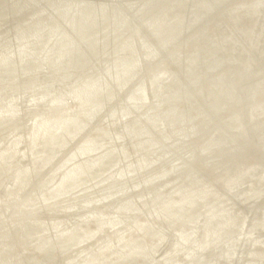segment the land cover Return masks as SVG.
Masks as SVG:
<instances>
[{
  "label": "rangeland",
  "instance_id": "obj_1",
  "mask_svg": "<svg viewBox=\"0 0 264 264\" xmlns=\"http://www.w3.org/2000/svg\"><path fill=\"white\" fill-rule=\"evenodd\" d=\"M263 14L264 0H0V264H264ZM245 67L256 91L209 92Z\"/></svg>",
  "mask_w": 264,
  "mask_h": 264
},
{
  "label": "bare ground",
  "instance_id": "obj_2",
  "mask_svg": "<svg viewBox=\"0 0 264 264\" xmlns=\"http://www.w3.org/2000/svg\"><path fill=\"white\" fill-rule=\"evenodd\" d=\"M48 1V0H47ZM77 1V0H76ZM82 1V0H81ZM90 1V0H89ZM119 1V0H118ZM140 1V0H139ZM187 1V0H186ZM201 1V0H200ZM221 1V0H220ZM49 2H51V1H49ZM6 3V2H5ZM36 3V2H35ZM62 3V2H61ZM80 3V2H79ZM83 3V2H82ZM138 3V2H137ZM170 3V2H169ZM181 3H182V1H181ZM226 3V2H225ZM231 3V2H230ZM258 3V2H257ZM21 4V3H20ZM29 4V3H28ZM41 4V3H40ZM43 4V3H42ZM71 4V3H70ZM91 4V3H90ZM89 4V5H90ZM222 4V3H221ZM238 4V3H237ZM240 4V3H239ZM78 5V4H77ZM123 5V4H122ZM133 5H135V4H133ZM138 5V4H137ZM200 5V4H199ZM224 5V4H223ZM20 6V5H19ZM25 6H26V4H25ZM28 6V5H27ZM115 6V5H114ZM139 6V5H138ZM162 6V5H161ZM247 6V5H246ZM42 7V6H41ZM101 7V6H100ZM166 7V6H165ZM172 7V6H171ZM28 8V7H27ZM43 8V7H42ZM44 8H45V6H44ZM52 8V7H51ZM87 8V7H86ZM34 9V8H33ZM39 9V8H38ZM82 9V8H81ZM90 9V8H89ZM127 9V8H126ZM125 9V10H126ZM196 9V8H195ZM246 9V8H245ZM57 10V9H56ZM97 10H99V9H97ZM101 10V9H100ZM124 10V11H125ZM154 10V9H153ZM215 10V9H214ZM224 10V9H223ZM235 10V9H234ZM249 10V9H248ZM31 11V10H30ZM71 11V10H70ZM119 11V10H118ZM169 11V10H168ZM190 11V10H189ZM212 11V10H211ZM50 12V11H49ZM81 12V11H80ZM90 12V11H89ZM150 12V11H149ZM38 13V12H37ZM57 13V12H56ZM60 13V12H59ZM122 13V12H121ZM129 13V12H128ZM169 13V12H168ZM181 13V12H180ZM27 14V13H26ZM49 14V13H48ZM68 14V13H67ZM142 14H143V12H142ZM178 14V13H177ZM225 14V13H224ZM63 15V14H62ZM66 15V14H65ZM76 15V14H75ZM84 15V14H83ZM87 15V14H86ZM102 15V14H101ZM118 15V14H117ZM123 15V14H122ZM264 15V14H263ZM32 16V15H31ZM108 16V15H107ZM135 15H133V17H134ZM255 16V15H254ZM27 17V16H26ZM45 17V16H44ZM63 17V16H62ZM71 17V16H70ZM79 17V16H78ZM101 17V16H100ZM104 17V16H103ZM136 17H137V15H136ZM150 17V16H149ZM155 17V16H154ZM168 17V16H167ZM174 17V16H173ZM42 18V17H41ZM124 18V17H123ZM131 18V17H130ZM171 18V17H170ZM178 18V17H177ZM233 18V17H232ZM44 19V18H43ZM49 19V18H48ZM113 19V18H112ZM119 19V18H118ZM121 19V18H120ZM175 19V18H174ZM23 20V19H22ZM85 20V19H84ZM98 20H99V18H98ZM127 20H129V18L127 19ZM141 20V19H140ZM148 20V19H147ZM239 20H240V18H239ZM45 21V20H44ZM55 21V20H54ZM96 21V20H95ZM122 21V20H121ZM139 21V20H138ZM142 21V20H141ZM140 21V22H141ZM144 21V20H143ZM177 21V20H176ZM190 21V20H189ZM243 21V20H242ZM262 21V20H261ZM56 22V21H55ZM70 22V21H69ZM79 22V21H78ZM87 22V21H86ZM89 22V21H88ZM92 22V21H91ZM90 22V23H91ZM104 22V21H103ZM117 22H118V20H117ZM129 22V21H128ZM134 22V21H133ZM169 22V21H168ZM178 22V21H177ZM251 22V21H250ZM32 23H33V21H32ZM126 23V22H125ZM149 23V22H148ZM220 23V22H219ZM236 23V22H235ZM248 23V22H247ZM246 23V24H247ZM263 23V22H262ZM24 24V23H23ZM41 24V23H40ZM60 24H61V22H60ZM75 24V23H74ZM106 24V23H105ZM138 24V23H137ZM166 24V23H165ZM177 24V23H176ZM184 24V23H183ZM251 24V23H250ZM17 25V24H16ZM32 25V24H31ZM48 25V24H47ZM129 25V24H128ZM221 25V24H220ZM44 26V25H43ZM42 26V27H43ZM73 26V25H72ZM76 26V25H75ZM102 26V25H101ZM176 26V25H175ZM182 26V25H181ZM211 26V25H210ZM255 26V25H254ZM28 27V26H27ZM69 27V26H68ZM91 27V26H90ZM103 27V26H102ZM133 27V26H132ZM214 27V26H213ZM243 27V26H242ZM29 28V27H28ZM105 28V27H104ZM147 28V27H146ZM18 29V28H17ZM54 29V28H53ZM95 29V28H94ZM115 29V28H114ZM130 29H132V28H130ZM163 29V28H162ZM168 29V28H167ZM179 29V28H178ZM202 29V28H201ZM200 29V30H201ZM224 29V28H223ZM251 29V28H250ZM52 30V29H51ZM207 30V29H206ZM237 30V29H236ZM10 31V30H9ZM33 31V30H32ZM66 31V30H65ZM74 31V30H73ZM97 31V30H96ZM111 31V30H110ZM109 31V32H110ZM176 31V30H175ZM189 31V30H188ZM248 31V30H247ZM257 31V30H256ZM6 32V31H5ZM45 32V31H44ZM55 32V31H54ZM106 32V31H105ZM118 32V31H117ZM116 32V33H117ZM119 32H120V30H119ZM136 32V31H135ZM144 32V31H143ZM195 32V31H194ZM224 32V31H223ZM1 33V32H0ZM23 33V32H22ZM28 33V32H27ZM35 33V32H34ZM63 33V32H62ZM87 33V32H86ZM124 33H125V31H124ZM130 33H132V32H130ZM137 33V32H136ZM210 33V32H209ZM251 34H252V32H250ZM4 34V33H3ZM15 34V33H14ZM13 34V35H14ZM37 34V33H36ZM50 34V33H49ZM70 34V33H69ZM106 34V33H105ZM111 34V33H110ZM109 34V35H110ZM118 34V33H117ZM143 34V33H142ZM156 34V33H155ZM174 34V33H173ZM43 35V34H42ZM59 35V34H58ZM73 35V34H72ZM90 35V34H89ZM104 35V34H103ZM135 35V34H134ZM159 35V34H158ZM1 36V35H0ZM21 36V35H20ZM113 36V35H112ZM116 36V35H115ZM136 36V35H135ZM149 36V35H148ZM160 36V35H159ZM204 36V35H203ZM16 37V36H15ZM76 37V36H75ZM131 37V36H130ZM152 37V36H151ZM155 37V36H154ZM178 37V36H177ZM223 37V36H222ZM106 38V37H105ZM159 38V37H158ZM221 38V37H220ZM228 38V37H227ZM237 38V37H236ZM18 39V38H17ZM27 39V38H26ZM31 39V38H30ZM75 39V38H74ZM93 39V38H92ZM111 39V38H110ZM109 39V40H110ZM140 39V38H139ZM160 39V38H159ZM212 39V38H211ZM259 39V38H258ZM3 40V39H2ZM20 40V39H19ZM32 40V39H31ZM54 40V39H53ZM88 40V39H87ZM168 40H169V38H168ZM203 40V39H202ZM255 40V39H254ZM12 41V40H11ZM29 41V40H28ZM36 41V40H35ZM39 41V40H38ZM121 41V40H120ZM198 41V40H197ZM229 41V40H228ZM245 41V40H244ZM247 41V40H246ZM58 42V41H57ZM79 42V41H78ZM82 42V41H81ZM95 42V41H94ZM135 42V41H134ZM137 42V41H136ZM139 42V41H138ZM144 42V41H143ZM206 42V41H205ZM80 43V42H79ZM78 43V44H79ZM101 43V42H100ZM119 43V42H118ZM149 43V42H148ZM158 43V42H157ZM169 43V42H168ZM219 43V42H218ZM222 43V42H221ZM26 44H27V42H26ZM75 44V43H74ZM77 44V45H78ZM91 44V43H90ZM142 44V43H141ZM145 44V43H144ZM243 44V43H242ZM12 45V44H11ZM123 45V44H122ZM153 45V44H152ZM167 45V44H166ZM55 46V45H54ZM88 46V45H87ZM107 46V45H106ZM120 46V45H119ZM214 46V45H213ZM243 46V45H242ZM19 47V46H18ZM25 47V46H24ZM41 47V46H40ZM89 47V46H88ZM190 47V46H189ZM192 47V46H191ZM199 47V46H198ZM216 47V46H215ZM231 47V46H230ZM238 47V46H237ZM14 48V47H13ZM70 48V47H69ZM80 48V47H79ZM78 48V49H79ZM132 48V47H131ZM141 48V47H140ZM254 48V47H253ZM258 48V47H257ZM32 49V48H31ZM107 49V48H106ZM146 49V48H145ZM208 49V48H207ZM230 49V48H229ZM14 50V49H13ZM36 50V49H35ZM80 50V49H79ZM83 50V49H82ZM95 50V49H94ZM117 50V49H116ZM174 50V49H173ZM224 50V49H223ZM3 51V50H2ZM29 51V50H28ZM31 51V50H30ZM38 51V50H37ZM53 51V50H52ZM126 51H128V50H126ZM135 51V50H134ZM143 51V50H142ZM144 51H146V50H144ZM168 51V50H167ZM59 52V51H58ZM93 52V51H92ZM91 52V53H92ZM132 52V51H131ZM140 52V51H139ZM174 52V51H173ZM179 52V51H178ZM229 52V51H228ZM9 53V52H8ZM50 53V52H49ZM127 53V52H126ZM195 53V52H194ZM219 53V52H218ZM246 53V52H245ZM15 54V53H14ZM22 54H24V52L22 53ZM42 54V53H41ZM40 54V55H41ZM52 54V53H51ZM80 54V53H79ZM111 54V53H110ZM149 54V53H148ZM152 54V53H151ZM175 54V53H174ZM204 54V53H203ZM223 54V53H222ZM243 54V53H242ZM9 55V54H8ZM139 55V54H138ZM178 55H180V54H178ZM224 55V54H223ZM222 55V56H223ZM5 56V55H4ZM30 56V55H29ZM61 56V55H60ZM74 56V55H73ZM90 56H91V54H90ZM89 56V57H90ZM114 56V55H113ZM126 56V55H125ZM128 56V55H127ZM140 56V55H139ZM151 56V55H150ZM177 56V55H176ZM190 56V55H189ZM209 56V55H208ZM220 56V55H219ZM230 56V55H229ZM15 57V56H14ZM33 57V56H32ZM45 57V56H44ZM92 57V56H91ZM94 57V56H93ZM92 57V58H93ZM96 57V56H95ZM195 57V56H194ZM20 58V57H19ZM54 58V57H53ZM119 58V57H118ZM196 58V57H195ZM28 59V58H27ZM33 59V58H32ZM31 59V60H32ZM63 59V58H62ZM135 59V58H134ZM152 59V58H151ZM199 59V58H198ZM52 60V59H51ZM66 60V59H65ZM93 60V59H92ZM99 60V59H98ZM101 60H102V58H101ZM197 60V59H196ZM205 60V59H204ZM239 60V59H238ZM37 61V60H36ZM55 61V60H54ZM59 61V60H58ZM64 61V60H63ZM100 61V60H99ZM108 61V60H107ZM130 61V60H129ZM251 61V60H250ZM28 62V61H27ZM40 62V61H39ZM50 62V61H49ZM81 62H82V60H81ZM153 62V61H152ZM249 62V61H248ZM19 63H21V62H19ZM51 63V62H50ZM88 63V62H87ZM112 63V62H111ZM203 63V62H202ZM253 63V62H252ZM7 64V63H6ZM53 64V63H52ZM97 64V63H96ZM250 64V63H249ZM3 65V64H2ZM10 65V64H9ZM8 65V66H9ZM18 65V64H17ZM35 65V64H34ZM49 65V64H48ZM65 65V64H64ZM92 65V64H91ZM131 65V64H130ZM139 65V64H138ZM149 65V64H148ZM192 65V64H191ZM215 65V64H214ZM28 66V65H27ZM33 66V65H32ZM45 66H46V64H45ZM44 66V67H45ZM62 66V65H61ZM106 66V65H105ZM109 66V65H108ZM182 66V65H181ZM34 67V66H33ZM54 67V66H53ZM73 67V66H72ZM85 67V66H84ZM142 67V66H141ZM4 68V67H3ZM6 68V67H5ZM26 68V67H25ZM30 68V67H29ZM81 68V67H80ZM87 68V67H86ZM97 68V67H96ZM252 68H253V66H252ZM250 69L249 70V68L248 67H245L244 69H242L241 70V72H243V75L240 77V79L239 80H236V81H233V80H231V78H232V76H230V75H225V74H223V75H225L226 76V78H224V79H222L223 80V83H222V81H221V78L220 77H222V76H220V77H217V78H213L212 80H210V82H209V85H210V87H211V89L209 90V92H212V95H215V93L216 92H219V91H217V90H219V89H221V90H225L224 91V98H225V100H226V96L227 95H232V99H234V101L233 102H235L237 99H238V97H240V98H242L241 96H240V94H237V92H238V87L239 86H241V88H242V85H244V82H246V83H250L248 86H246V87H243V88H245V89H248L249 87H250V89H253V90H255L256 91V88H258L255 84L254 85H252L251 83V78H254V71H253V69ZM14 69V68H13ZM72 69V68H71ZM70 69V70H71ZM74 69V68H73ZM111 69V68H110ZM135 69V68H134ZM218 69V68H217ZM18 70V69H17ZM61 70V69H60ZM67 70V69H66ZM77 70V69H76ZM75 70V71H76ZM91 70V69H90ZM109 70V69H108ZM115 70V69H114ZM129 70V69H128ZM69 71V70H68ZM103 71V70H102ZM151 71V70H150ZM14 72V71H13ZM44 72V71H43ZM73 72V71H72ZM83 72V71H82ZM35 73V72H34ZM41 73V72H40ZM77 73V72H76ZM124 73V72H123ZM122 73V74H123ZM6 74V73H5ZM18 74V73H17ZM54 74V73H53ZM83 74V73H82ZM101 74V73H100ZM126 74V73H125ZM47 75V74H46ZM99 75V74H98ZM14 76H15V74H14ZM27 76V75H26ZM42 76V75H41ZM54 76V75H53ZM83 76V75H82ZM141 76V75H140ZM154 76V75H153ZM193 76V75H192ZM251 76V77H250ZM16 77V76H15ZM18 77V76H17ZM30 77V76H29ZM68 77V76H67ZM69 77H71V76H69ZM110 77V76H109ZM60 78V77H59ZM135 78V77H134ZM173 78V77H172ZM16 79V78H15ZM36 79V78H35ZM93 79V78H92ZM102 79V78H101ZM125 79V78H124ZM195 79V78H194ZM24 80H25V78H24ZM77 80V79H76ZM81 80V79H80ZM95 80V79H94ZM147 80V79H146ZM217 80H219V81H217ZM98 81H100V80H98ZM138 81V80H137ZM198 81V80H197ZM253 81V80H252ZM16 82H17V80H16ZM54 82V81H53ZM79 82V81H78ZM135 82V81H134ZM263 82V81H262ZM24 83V82H23ZM52 83V82H51ZM83 83V82H82ZM90 83V82H89ZM97 83V82H96ZM160 83V82H159ZM264 83V82H263ZM262 83V84H263ZM18 84V83H17ZM41 84V83H40ZM46 84V83H45ZM71 84V83H70ZM138 84V83H137ZM241 84V85H240ZM33 85V84H32ZM36 85V84H35ZM44 85V84H43ZM149 85V84H148ZM264 85V84H263ZM262 85V86H263ZM53 86V85H52ZM67 86H68V84H67ZM55 87V86H54ZM73 87V86H72ZM97 87V86H96ZM95 87V88H96ZM182 87V86H181ZM20 88V87H19ZM23 88V87H22ZM42 88H43V86H42ZM115 88V87H114ZM138 88V87H137ZM144 88V87H143ZM263 88V87H262ZM262 88H261V90H262ZM30 89V88H29ZM28 89V90H29ZM72 89V88H71ZM74 89V88H73ZM76 89V88H75ZM134 89H135V87H134ZM195 89V88H194ZM260 89V88H259ZM38 90V89H37ZM148 90V89H147ZM181 90V89H180ZM220 90V91H221ZM65 91V90H64ZM128 91V90H127ZM247 91V90H246ZM36 92V91H35ZM47 92V91H46ZM85 92V91H84ZM99 92V91H98ZM112 92V91H111ZM131 92V91H130ZM143 92V91H142ZM152 92V91H151ZM183 92V91H182ZM264 92V91H263ZM30 93V92H29ZM34 93V92H33ZM37 93V92H36ZM72 93V92H71ZM97 93V92H96ZM104 93V92H103ZM114 93V92H113ZM129 93V92H128ZM176 93V92H175ZM25 94V93H24ZM45 94V93H44ZM80 94V93H79ZM143 94V93H142ZM151 94V93H150ZM187 94V93H186ZM185 94V95H186ZM17 95V94H16ZM50 95V94H49ZM59 95V94H58ZM71 95V94H70ZM139 95V94H138ZM160 95V94H159ZM173 95V94H172ZM188 95V94H187ZM218 95V94H217ZM216 95V96H217ZM263 95V94H262ZM20 96V95H19ZM23 96V95H22ZM26 96V95H25ZM36 96V95H35ZM85 96V95H84ZM87 96V95H86ZM112 96V95H111ZM136 96V95H135ZM250 96V95H249ZM14 97V96H13ZM21 97V96H20ZM42 97V96H41ZM48 97V96H47ZM75 97V96H74ZM114 97V96H113ZM112 97V98H113ZM149 97V96H148ZM230 97V96H229ZM228 97V98H229ZM126 98V97H125ZM182 98V97H181ZM180 98V99H181ZM219 98H223V97H221L220 96V94L218 95V100H219ZM261 98V97H260ZM27 99V98H26ZM53 99V98H52ZM146 99V98H145ZM250 99V98H249ZM51 100V99H50ZM49 100V101H50ZM97 100H98V98H97ZM120 100V99H119ZM135 100V99H134ZM152 100V99H151ZM193 100V99H192ZM216 100V99H215ZM229 101H231V99H228ZM79 101V100H78ZM127 101V100H126ZM132 101H133V99H132ZM188 101V100H187ZM198 101V100H197ZM254 101V100H253ZM38 102V101H37ZM46 102V101H45ZM64 102V101H63ZM92 102V101H91ZM217 102V101H216ZM248 103H250V102H248ZM27 104V103H26ZM34 104V103H33ZM48 104V103H47ZM114 104V103H113ZM171 104V103H170ZM223 104V103H222ZM221 104V105H222ZM13 105V104H12ZM72 105V104H71ZM92 105V104H91ZM100 105V104H99ZM134 105V104H133ZM220 105V106H221ZM226 105V104H225ZM10 106V105H9ZM40 106V105H39ZM49 106V105H48ZM114 106V105H113ZM127 106V105H126ZM218 106V105H217ZM17 107V106H16ZM28 107V106H27ZM71 107V106H70ZM78 107V106H77ZM156 107V106H155ZM154 107V108H155ZM171 107V106H170ZM204 107V106H203ZM257 107V106H256ZM31 108H32V106H31ZM39 108V107H38ZM54 108V107H53ZM63 108V107H62ZM98 108V107H97ZM173 108V107H172ZM225 108V107H224ZM255 108V107H254ZM105 109V108H104ZM118 109V108H117ZM171 109V108H170ZM195 109V108H194ZM200 109V108H199ZM215 109V108H214ZM262 109V108H261ZM55 110V109H54ZM61 110V109H60ZM67 110V109H66ZM103 110V109H102ZM149 110V109H148ZM162 110V109H161ZM223 110V109H222ZM256 110V109H255ZM259 110V109H258ZM263 110V109H262ZM4 111V110H3ZM11 111V110H10ZM30 111H31V109H30ZM42 111V110H41ZM71 111V110H70ZM87 111V110H86ZM99 111V110H98ZM113 111V110H112ZM120 111V110H119ZM151 111V110H150ZM166 111V110H165ZM173 111V110H172ZM237 112H239L240 114L238 115L240 118V122L242 121V113H241V110H236ZM18 112V111H17ZM28 112V111H27ZM48 112V111H47ZM46 112V113H47ZM73 112V111H72ZM115 112V111H114ZM132 112V111H131ZM144 112V111H143ZM142 112V113H143ZM182 112V111H181ZM39 114V113H38ZM48 114V113H47ZM64 114V113H63ZM120 114V113H119ZM153 114V113H152ZM164 114V113H163ZM60 115H61V113H60ZM87 115V114H86ZM96 115V114H95ZM124 115V114H123ZM135 115V114H134ZM156 115V114H155ZM154 115V116H155ZM158 115V114H157ZM217 115H218V113H217ZM1 116V115H0ZM31 116V115H30ZM36 116V115H35ZM48 116V115H47ZM50 116V115H49ZM76 116V115H75ZM101 116V115H100ZM125 116V115H124ZM202 116V115H201ZM209 116V115H208ZM10 117V116H9ZM27 117V116H26ZM85 117V116H84ZM92 117V116H91ZM96 117V116H95ZM129 117V116H128ZM141 117V116H140ZM144 117V116H143ZM4 118V117H3ZM36 118V117H35ZM81 118V117H80ZM97 118V117H96ZM104 118V117H103ZM133 118V117H132ZM135 118V117H134ZM217 118H218V116H217ZM32 119V118H31ZM53 119V118H52ZM82 119V118H81ZM160 119V118H159ZM166 119V118H165ZM174 119V118H173ZM178 119V118H177ZM237 119V118H236ZM2 120V119H1ZM54 120V119H53ZM130 120V119H129ZM155 120H157V119H155ZM191 120V119H190ZM3 121V120H2ZM41 121V120H40ZM86 121V120H85ZM104 121V120H103ZM110 121V120H109ZM114 121V120H113ZM218 121H219V119H218ZM234 121V120H233ZM237 121H239V120H237ZM4 122V121H3ZM65 122V121H64ZM88 122H90V121H88ZM129 122V121H128ZM127 122V123H128ZM181 122V121H180ZM230 122V121H229ZM76 123V122H75ZM92 123H93V120H92ZM116 123V122H115ZM131 123V122H130ZM161 123V122H160ZM232 123V122H231ZM236 123V122H235ZM35 124V123H34ZM57 124V123H56ZM94 124V123H93ZM99 124V123H98ZM144 124V123H143ZM154 124V123H153ZM233 124V123H232ZM29 125H30V123H29ZM101 125V124H100ZM26 126V125H25ZM32 126V125H31ZM37 126V125H36ZM44 126V125H43ZM107 126V125H106ZM118 126H120V125H118ZM129 126V125H128ZM147 126V125H146ZM182 126V125H181ZM38 127V126H37ZM77 127V126H76ZM76 127H74V128H76ZM80 127V126H79ZM87 127V126H86ZM155 127V126H154ZM158 127V126H157ZM61 128V127H60ZM92 128H93V126H92ZM123 128V127H122ZM130 128V127H129ZM147 128V127H146ZM170 128V127H169ZM173 128V127H172ZM229 128V127H228ZM18 129V128H17ZM68 129V128H67ZM70 129H71V127H70ZM79 129V128H78ZM95 130V129H94ZM171 131H172V129H170ZM169 130V131H170ZM236 130H238V129H236ZM19 131V130H18ZM38 131V130H37ZM90 131V130H89ZM187 131V130H186ZM241 131V130H240ZM80 132V131H79ZM97 132V131H96ZM126 132V131H125ZM146 132V131H145ZM151 132V131H150ZM184 132V131H183ZM188 132V131H187ZM59 133V132H58ZM73 133V132H72ZM71 133V134H72ZM107 133H109V132H107ZM128 133H129V131H128ZM140 133V132H139ZM198 133V132H197ZM248 133V132H247ZM52 134V133H51ZM63 134V133H62ZM76 134V133H75ZM99 134V133H98ZM106 134V133H105ZM24 135V134H23ZM95 135V134H94ZM103 135V134H102ZM200 135V134H199ZM7 136V135H6ZM11 136V135H10ZM34 136V135H33ZM116 136H117V134H116ZM145 136V135H144ZM168 136V135H167ZM171 136V135H170ZM175 136V135H174ZM194 136V135H193ZM198 136V135H197ZM49 137V136H48ZM66 137H67V134H66ZM129 137V136H128ZM203 137V136H202ZM22 138V137H21ZM70 138V137H69ZM160 138V137H159ZM170 138V137H169ZM264 138V137H263ZM11 139V138H10ZM72 139V138H71ZM75 139V138H74ZM73 139V140H74ZM99 139V138H98ZM97 139V140H98ZM110 139V138H109ZM141 139V138H140ZM143 139V138H142ZM150 139V138H149ZM157 139V138H156ZM17 140V139H16ZM165 140V139H164ZM203 140V139H202ZM216 140V139H215ZM10 141V140H9ZM187 141V140H186ZM191 141V140H190ZM195 141V140H194ZM206 141H208V139L206 140ZM20 142V141H19ZM29 142V141H28ZM44 142V141H43ZM68 142H69V140H68ZM95 142V141H94ZM105 142V141H104ZM114 142V141H113ZM113 142H112V144H113ZM149 142V141H148ZM241 140H239L237 143H238V145H240L241 144ZM48 143V142H47ZM161 143V142H160ZM163 143V142H162ZM194 143V142H193ZM219 143V142H218ZM25 144V143H24ZM57 144V143H56ZM131 144V143H130ZM190 144V143H189ZM203 144V143H202ZM217 144V143H216ZM1 145H2V143H1ZM10 145V144H9ZM69 145V144H68ZM92 145V144H91ZM128 145V144H127ZM141 145V144H140ZM3 146V145H2ZM101 146V145H100ZM108 146V145H107ZM110 146V145H109ZM167 146V145H166ZM175 146V145H174ZM187 146V145H186ZM212 146H213V144H212ZM235 146V145H234ZM42 147V146H41ZM69 147V146H68ZM106 147V146H105ZM163 147V146H162ZM196 147V146H195ZM200 147V146H199ZM239 147V146H238ZM23 148V147H22ZM116 148H117V146H116ZM129 148V147H128ZM168 148H169V146H168ZM185 148H187V147H185ZM204 148V147H203ZM223 148V147H222ZM124 149V148H123ZM126 149V148H125ZM157 149V148H156ZM208 149V148H207ZM20 150V149H19ZM18 150V151H19ZM31 150V149H30ZM84 150V149H83ZM94 150V149H93ZM130 150V149H129ZM140 150V149H139ZM162 150V149H161ZM167 150V149H166ZM180 150V149H179ZM183 150V149H182ZM215 150V149H214ZM213 150V151H214ZM231 150V149H230ZM244 150V149H243ZM48 151V150H47ZM78 151V150H77ZM137 151V150H136ZM136 151H134V152H136ZM145 151V150H144ZM157 151V150H156ZM218 151V150H217ZM236 151V150H235ZM16 152V151H15ZM41 152V151H40ZM112 152V151H111ZM166 152V151H165ZM168 152V151H167ZM207 152V151H206ZM230 152V151H229ZM237 152V151H236ZM240 152V151H239ZM30 153V152H29ZM31 153H33V152H31ZM106 153H108V152H106ZM124 153V152H123ZM122 153V154H123ZM175 153V152H174ZM173 153V154H174ZM191 153V152H190ZM213 153V152H212ZM15 154V153H14ZM152 154V153H151ZM160 154V153H159ZM172 154V153H171ZM187 154V153H186ZM193 154V153H192ZM195 154V153H194ZM231 154H232V152H231ZM237 154V153H236ZM8 155V154H7ZM41 155V154H40ZM45 155V154H44ZM85 155V154H84ZM111 155V154H110ZM149 155V154H148ZM165 155V154H164ZM235 155V154H234ZM238 155V154H237ZM242 155V154H241ZM18 156V155H17ZM25 156V155H24ZM28 156V155H27ZM31 156H32V154H31ZM101 156V155H100ZM104 156V155H103ZM102 156V157H103ZM123 156V155H122ZM129 156H130V153H129ZM139 156V155H138ZM146 156V155H145ZM162 156V155H161ZM213 156H214V154H213ZM212 156V157H213ZM224 156V155H223ZM222 156V157H223ZM239 156V155H238ZM250 156V155H249ZM96 157V156H95ZM113 157H115V156H113ZM150 157V156H149ZM166 157H167V155H166ZM193 157V156H192ZM208 157V156H207ZM252 157V156H251ZM221 157H219V159H220ZM9 159V158H8ZM17 159H18V157H17ZM48 159V158H47ZM137 159V158H136ZM140 159V158H139ZM204 159V158H203ZM208 159V158H207ZM210 159V158H209ZM212 159V158H211ZM218 159V160H219ZM230 159V158H229ZM23 160V159H22ZM34 160V159H33ZM98 160V159H97ZM96 160V161H97ZM112 160V159H111ZM154 160V159H153ZM161 160V159H160ZM217 160V161H218ZM238 160V159H237ZM248 160V159H247ZM14 161V160H13ZM21 161V160H20ZM41 161V160H40ZM60 161V160H59ZM73 161V160H72ZM85 161V160H84ZM99 161V160H98ZM110 161V160H109ZM119 161H121V160H119ZM135 161V160H134ZM143 161V160H142ZM205 161V160H204ZM213 161V160H212ZM239 161V160H238ZM253 161V160H252ZM27 162V161H26ZM31 162V161H30ZM65 162V161H64ZM126 162V161H125ZM184 162V161H183ZM202 162V161H201ZM213 162H215V161H213ZM256 162V161H255ZM15 163V162H14ZM118 163V162H117ZM122 163V162H121ZM136 163V162H135ZM135 163H134V165H135ZM161 163V162H160ZM176 163V162H175ZM205 163V162H204ZM220 163V162H219ZM223 163V162H222ZM249 163H250V161H249ZM20 164V163H19ZM65 164V163H64ZM83 164H85V163H83ZM91 164V163H90ZM101 164V163H100ZM128 164H129V162H128ZM137 164V163H136ZM158 164V163H157ZM210 164V163H209ZM230 164V163H229ZM240 164V163H239ZM12 165V164H11ZM37 165V164H36ZM112 165V164H111ZM115 165V164H114ZM122 165H124V164H122ZM127 165V164H126ZM125 165V166H126ZM133 165V166H134ZM147 165V164H146ZM152 165V164H151ZM191 165H193V164H191ZM248 165V164H247ZM94 166V165H93ZM124 166V167H125ZM129 166V165H128ZM127 166V167H128ZM202 166V165H201ZM207 166V165H206ZM205 166V167H206ZM209 166H211V165H209ZM240 166V165H239ZM92 167V166H91ZM96 167V166H95ZM117 167V166H116ZM214 167V166H213ZM216 167V166H215ZM220 167V166H219ZM231 167V166H230ZM52 168V167H51ZM86 168V167H85ZM84 168V169H85ZM105 168V167H104ZM118 168V167H117ZM145 168V167H144ZM173 168V167H172ZM192 168V167H191ZM208 168V167H207ZM241 168H242V166H241ZM261 168V167H260ZM16 169V168H15ZM22 169V168H21ZM143 169V168H142ZM212 169V168H211ZM225 170H226V168H224ZM240 169V168H239ZM243 169V168H242ZM59 170V169H58ZM87 170V169H86ZM140 170V169H139ZM148 170V169H147ZM146 170V171H147ZM184 170V169H183ZM190 170V169H189ZM198 170V169H197ZM204 170V169H203ZM222 170V169H221ZM230 170V169H229ZM23 171V170H22ZM50 171V170H49ZM136 171V170H135ZM186 171V170H185ZM192 171V170H191ZM87 172V171H86ZM112 172V171H111ZM143 172V171H142ZM167 172V171H166ZM181 172V171H180ZM198 172V171H197ZM204 172V171H203ZM206 172V171H205ZM223 172V171H222ZM125 173V172H124ZM123 173V174H124ZM158 173V172H157ZM169 173V172H168ZM172 173V172H171ZM174 173V172H173ZM195 173V172H194ZM200 173V172H199ZM248 173V172H247ZM39 174V173H38ZM42 174H43V172H42ZM60 174V173H59ZM74 174V173H73ZM96 174V173H95ZM110 174V173H109ZM135 174V173H134ZM138 174V173H137ZM164 174V173H163ZM190 174V173H189ZM213 174V173H212ZM244 174H245V172H244ZM51 175V174H50ZM149 175V174H148ZM147 175V176H148ZM191 175V174H190ZM232 175V174H231ZM83 176V175H82ZM96 176V175H95ZM138 176V175H137ZM144 176H145V174H144ZM186 176V175H185ZM193 176V175H192ZM199 176H200V174H199ZM240 176V175H239ZM30 177V176H29ZM103 177V176H102ZM107 177V176H106ZM105 177V178H106ZM114 177V176H113ZM134 177V176H133ZM162 177V176H161ZM216 177V176H215ZM225 177V176H224ZM66 178V177H65ZM92 178V177H91ZM135 178V177H134ZM138 178V177H137ZM140 178H141V176H140ZM166 178V177H165ZM193 178V177H192ZM202 178V177H201ZM241 178V177H240ZM256 178V177H255ZM18 179V178H17ZM51 179H53V178H51ZM61 179V178H60ZM73 179V178H72ZM183 179V178H182ZM196 178H194V180H195ZM204 179H205V176H204ZM223 179V178H222ZM226 179V178H225ZM258 179V178H257ZM64 180V179H63ZM76 180V179H75ZM84 180V179H83ZM89 180V179H88ZM160 180V179H159ZM162 180V179H161ZM164 180V179H163ZM171 180V179H170ZM198 180V179H197ZM202 180V179H201ZM210 180V179H209ZM37 181V180H36ZM48 181V180H47ZM95 181V180H94ZM135 181V180H134ZM165 181V180H164ZM168 181V180H167ZM192 181V180H191ZM208 181V180H207ZM211 181V180H210ZM215 181V180H214ZM214 181H212V182H214ZM222 181V180H221ZM259 181V180H258ZM263 181V180H262ZM84 182H85V180H84ZM119 182V181H118ZM156 182V181H155ZM205 182V181H204ZM239 182V181H238ZM18 183V182H17ZM29 183V182H28ZM64 183V182H63ZM77 183V182H76ZM79 183V182H78ZM163 183V182H162ZM193 183V182H192ZM206 183V182H205ZM246 183V182H245ZM244 183V184H245ZM133 184V183H132ZM186 184V183H185ZM215 184V183H214ZM242 184V183H241ZM260 184H262V183H260ZM26 185V184H25ZM91 185V184H90ZM238 185V184H237ZM68 186V185H67ZM209 186V185H208ZM258 186V185H257ZM26 187V186H25ZM111 187V186H110ZM115 187V186H114ZM113 187V188H114ZM133 187V186H132ZM168 187H169V185H168ZM260 188H261V186H259ZM16 188V187H15ZM45 188V187H44ZM47 188V187H46ZM85 188V187H84ZM101 188V187H100ZM124 188V187H123ZM128 188V187H127ZM148 188V187H147ZM187 188V187H186ZM236 188V187H235ZM42 189V188H41ZM49 189V188H48ZM59 189V188H58ZM77 189V188H76ZM118 189V188H117ZM131 189V188H130ZM138 189V188H137ZM167 189V188H166ZM217 189V188H216ZM232 189V188H231ZM243 189V188H242ZM254 189V188H253ZM122 190V189H121ZM147 190V189H146ZM201 190H203V189H201ZM235 190H239L238 188L237 189H235ZM100 191V190H99ZM260 191V190H259ZM263 191V190H262ZM69 192V191H68ZM148 192V191H147ZM188 192V191H187ZM196 192V191H195ZM220 192V191H219ZM8 193V192H7ZM73 193V192H72ZM113 193V192H112ZM158 193V192H157ZM172 193V192H171ZM240 193V192H239ZM238 193V194H239ZM250 193V192H249ZM21 194V193H20ZM44 194V193H43ZM42 194V195H43ZM92 194V193H91ZM100 194H102L101 192H100ZM123 194V193H122ZM206 194V193H205ZM204 194V195H205ZM216 194V193H215ZM45 195V194H44ZM72 195V194H71ZM135 195V194H134ZM192 195V194H191ZM202 195V194H201ZM263 195V194H262ZM100 196V195H99ZM98 196V197H99ZM126 196V195H125ZM153 196V195H152ZM215 196V195H214ZM218 196H219V194H218ZM221 196H222V194H221ZM39 197V196H38ZM51 197V196H50ZM83 197V196H82ZM122 197V196H121ZM27 198H28V196H27ZM97 198V197H96ZM144 198V197H143ZM178 198V197H177ZM193 198V197H192ZM226 198V197H225ZM22 199V198H21ZM43 199V198H42ZM47 199V198H46ZM98 199V198H97ZM104 199V198H103ZM151 199V198H150ZM156 199V198H155ZM181 199V198H180ZM187 199V198H186ZM190 199V198H189ZM241 199V198H240ZM53 200V199H52ZM86 200V199H85ZM160 200V199H159ZM164 200V199H163ZM184 200V199H183ZM202 200V199H201ZM226 200V199H225ZM233 200V199H232ZM238 200V199H237ZM34 201V200H33ZM195 201V200H194ZM208 201V200H207ZM211 201V200H210ZM213 201V200H212ZM261 201V200H260ZM30 202V201H29ZM75 202V201H74ZM92 202H94V201H92ZM110 202V201H109ZM160 202V201H159ZM184 202V201H183ZM247 202V201H246ZM32 203V202H31ZM78 203V202H77ZM107 203V202H106ZM193 203V202H192ZM199 203H201V202H199ZM235 203V202H234ZM59 204V203H58ZM93 204V203H92ZM190 204V203H189ZM63 205V204H62ZM109 205V204H108ZM141 205V204H140ZM155 205V204H154ZM171 205V204H170ZM174 205V204H173ZM74 206V205H73ZM73 206H72V208H73ZM98 206V205H97ZM127 206V205H126ZM252 206V205H251ZM24 207V206H23ZM47 207V206H46ZM113 207V206H112ZM118 207V206H117ZM155 207V206H154ZM36 208V207H35ZM45 208V207H44ZM60 208V207H59ZM82 208V207H81ZM85 208V207H84ZM132 208V207H131ZM153 208V207H152ZM169 208V207H168ZM41 209V208H40ZM78 209V208H77ZM103 209V208H102ZM263 209V208H262ZM22 210V209H21ZM48 210V209H47ZM81 210V209H80ZM88 210V209H87ZM193 210V209H192ZM203 210V209H202ZM72 211V210H71ZM78 211V210H77ZM138 211V210H137ZM174 211V210H173ZM194 211V210H193ZM27 212V211H26ZM59 212V211H58ZM125 212V211H124ZM136 212V211H135ZM154 212V211H153ZM188 212V211H187ZM16 213H18V212H16ZM68 213V212H67ZM156 213V212H155ZM181 213V212H180ZM186 213V212H185ZM214 213V212H213ZM212 213V214H213ZM83 214V213H82ZM113 214V213H112ZM209 214V213H208ZM75 216V215H74ZM82 216H84V215H82ZM262 216V215H261ZM24 217V216H23ZM59 217V216H58ZM136 217V216H135ZM151 217V216H150ZM30 218V217H29ZM88 218V217H87ZM101 218V217H100ZM155 218V217H154ZM175 218V217H174ZM200 218V217H199ZM255 218V217H254ZM39 219V218H38ZM58 219V218H57ZM97 219V218H96ZM102 219V218H101ZM129 219V218H128ZM19 220V219H18ZM62 220V219H61ZM6 221V220H5ZM22 221V220H21ZM29 221V220H28ZM32 221V220H31ZM39 221V220H38ZM110 221V220H109ZM259 221V220H258ZM94 222V221H93ZM99 222V221H98ZM190 222V221H189ZM202 222V221H201ZM85 223V222H84ZM150 223V222H149ZM49 224V223H48ZM117 224V223H116ZM124 224V223H123ZM33 225V224H32ZM51 225V224H50ZM25 226V225H24ZM30 226V225H29ZM61 226V225H60ZM87 226V225H86ZM107 226V225H106ZM153 226V225H152ZM156 226V225H155ZM43 227V226H42ZM82 227V226H81ZM123 227V226H122ZM113 228V227H112ZM111 228V229H112ZM195 228V227H194ZM38 229V228H37ZM49 229V228H48ZM101 229V228H100ZM117 229V228H116ZM263 229V228H262ZM63 230V229H62ZM123 230V229H122ZM125 230V229H124ZM229 230V229H228ZM127 231V230H126ZM68 232V231H67ZM79 232H81V231H79ZM141 232V231H140ZM31 233H33V232H31ZM142 233H144V231L142 232ZM179 233V232H178ZM196 233V232H195ZM35 234V233H34ZM89 234V233H88ZM112 234V233H111ZM114 234V233H113ZM151 235V234H150ZM154 235V234H153ZM11 236V235H10ZM87 236V235H86ZM102 236V235H101ZM117 236V235H116ZM122 236V235H121ZM163 237V236H162ZM186 237V236H185ZM10 238H12V237H10ZM93 238V237H92ZM146 238V237H145ZM9 239V238H8ZM66 239V238H65ZM72 239V238H71ZM97 239V238H96ZM116 239V238H115ZM158 239V238H157ZM189 239V238H188ZM44 240V239H43ZM76 240V239H75ZM79 240V239H78ZM93 240V239H92ZM143 240V239H142ZM202 240V239H201ZM46 241H47V239H46ZM114 241V240H113ZM123 241H125V240H123ZM70 242V241H69ZM191 242V241H190ZM78 243V242H77ZM125 243V242H124ZM147 243V242H146ZM97 244V243H96ZM127 244V243H126ZM157 244V243H156ZM13 245V244H12ZM58 245V244H57ZM93 245V244H92ZM125 245V244H124ZM141 245V244H140ZM169 245V244H168ZM213 245V244H212ZM6 246V245H5ZM97 246V245H96ZM100 246V245H99ZM192 246V245H191ZM216 246V245H215ZM120 247V246H119ZM149 247H151V246H149ZM165 247V246H164ZM81 248V247H80ZM140 248V247H139ZM163 248V247H162ZM191 248V247H190ZM199 248V247H198ZM157 249V248H156ZM176 249V248H175ZM225 249V248H224ZM6 250V249H5ZM67 250V249H66ZM97 250V249H96ZM107 250V249H106ZM142 250V249H141ZM207 250V249H206ZM7 251V250H6ZM5 252V251H4ZM89 252V251H88ZM113 252V251H112ZM124 252V251H123ZM154 252V251H153ZM165 252V251H164ZM184 252V251H183ZM200 252V251H199ZM20 253V252H19ZM53 253V252H52ZM126 253V252H125ZM162 253V252H161ZM207 253H209V252H207ZM33 254H34V252H33ZM33 254H32V256H33ZM151 254V253H150ZM199 254V253H198ZM187 255V254H186ZM185 255V256H186ZM191 255V254H190ZM213 255V254H212ZM78 256V255H77ZM132 256V255H131ZM195 256V255H194ZM3 257V256H2ZM50 257V256H49ZM6 258V257H5ZM33 258V257H32ZM66 258V257H65ZM108 258V257H107ZM12 259V258H11ZM130 259V258H129ZM135 259V258H134ZM148 259V258H147ZM210 259H212V258H210ZM222 259V258H221ZM6 260V259H5ZM8 260V259H7ZM17 260V259H16ZM174 260V259H173ZM185 260V259H184ZM188 260V259H187ZM216 260V259H215ZM33 261V260H32ZM135 261V260H134ZM55 262V261H54ZM72 262V261H71ZM117 262V261H116ZM126 262V261H125ZM145 262V261H144ZM176 262V261H175ZM112 263V262H111ZM18 264V263H17ZM58 264V263H57ZM106 264V263H105Z\"/></svg>",
  "mask_w": 264,
  "mask_h": 264
}]
</instances>
